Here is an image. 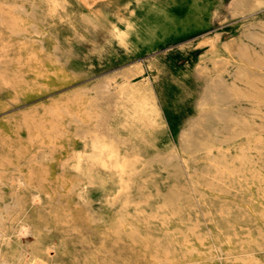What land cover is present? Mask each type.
I'll return each mask as SVG.
<instances>
[{
    "label": "rangeland",
    "instance_id": "374dc122",
    "mask_svg": "<svg viewBox=\"0 0 264 264\" xmlns=\"http://www.w3.org/2000/svg\"><path fill=\"white\" fill-rule=\"evenodd\" d=\"M0 264H264V0H0Z\"/></svg>",
    "mask_w": 264,
    "mask_h": 264
},
{
    "label": "bare ground",
    "instance_id": "6f19581e",
    "mask_svg": "<svg viewBox=\"0 0 264 264\" xmlns=\"http://www.w3.org/2000/svg\"><path fill=\"white\" fill-rule=\"evenodd\" d=\"M136 105H138L139 106V104H136ZM142 106V105H141ZM140 106V107H141ZM136 107V106H135ZM144 107V106H143ZM145 108V107H144ZM137 110V109H136ZM143 111V110H142ZM138 112V111H137ZM145 113V112H144ZM146 114V113H145ZM94 156V155H93ZM124 160V159H123ZM123 173V172H122ZM124 174V173H123ZM128 185V184H127ZM2 215V214H1Z\"/></svg>",
    "mask_w": 264,
    "mask_h": 264
}]
</instances>
